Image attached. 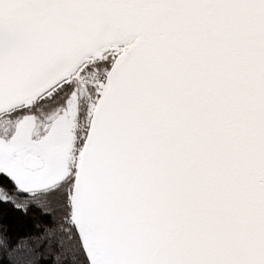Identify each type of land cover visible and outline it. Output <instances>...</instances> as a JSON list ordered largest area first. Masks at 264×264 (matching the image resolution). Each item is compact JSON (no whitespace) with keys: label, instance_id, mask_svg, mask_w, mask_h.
<instances>
[{"label":"snow or ice","instance_id":"snow-or-ice-1","mask_svg":"<svg viewBox=\"0 0 264 264\" xmlns=\"http://www.w3.org/2000/svg\"><path fill=\"white\" fill-rule=\"evenodd\" d=\"M0 264H264V0H0Z\"/></svg>","mask_w":264,"mask_h":264}]
</instances>
